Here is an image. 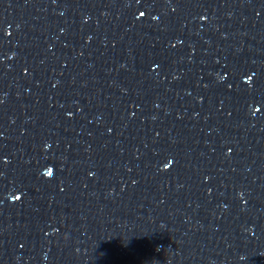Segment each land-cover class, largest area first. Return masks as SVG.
Here are the masks:
<instances>
[{
    "label": "water",
    "instance_id": "95a60500",
    "mask_svg": "<svg viewBox=\"0 0 264 264\" xmlns=\"http://www.w3.org/2000/svg\"><path fill=\"white\" fill-rule=\"evenodd\" d=\"M0 264H264V0H0Z\"/></svg>",
    "mask_w": 264,
    "mask_h": 264
}]
</instances>
